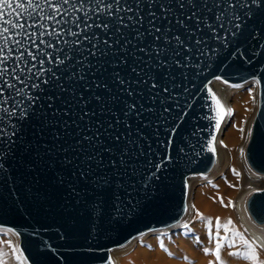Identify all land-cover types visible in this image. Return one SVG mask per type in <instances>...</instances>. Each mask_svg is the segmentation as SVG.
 I'll use <instances>...</instances> for the list:
<instances>
[{
    "label": "water",
    "instance_id": "obj_1",
    "mask_svg": "<svg viewBox=\"0 0 264 264\" xmlns=\"http://www.w3.org/2000/svg\"><path fill=\"white\" fill-rule=\"evenodd\" d=\"M251 13L242 16L237 35L222 33L226 44L209 39V51L193 58L201 65V74H195L199 69L189 68L187 81L175 69L171 55L157 57L148 47L153 43L157 48L165 47L163 39L148 37L138 42L131 25L123 37L101 33L103 39L111 37L109 43L115 53L90 58L92 71L86 73V83L62 78L65 91L48 90L51 109L41 99L32 110L36 115L29 114L19 122L4 119L0 127V227L19 234L18 245L28 264H108L109 250L137 235L178 222L185 208L186 178L206 174L214 160L206 150L207 140L216 132L213 122L205 119L211 115L205 85L210 87L216 76L230 84L260 80L244 158L252 171L264 174V6H253ZM157 26L164 28V24ZM140 30L147 36L146 24ZM122 47L125 52L120 51ZM142 47L150 54L139 52ZM167 49L174 54L172 45ZM176 59L184 65L182 56ZM161 62L171 66L170 75V68L160 67ZM116 73L124 85L115 79ZM149 76L154 79L149 81ZM152 83L159 85L158 97L151 91ZM185 87L187 95L183 94ZM34 93L44 95L39 89ZM170 95L178 99L183 95L180 108L174 106L176 101L168 102ZM153 97H157L155 102ZM161 99L166 103L162 105ZM129 104L135 106V112L125 117ZM164 108L170 111L168 119L156 129L154 123L161 119ZM85 113L88 117L82 120ZM13 123L15 135L10 134ZM85 136L93 137L94 144L85 141ZM122 149L128 152L125 168L119 164ZM111 161L123 174L119 180L113 175ZM157 164L161 165L159 170ZM102 176H110L111 183L98 188L96 179ZM120 203L124 210L116 213L114 206ZM245 208L255 223H264V187L247 197Z\"/></svg>",
    "mask_w": 264,
    "mask_h": 264
},
{
    "label": "snow or ice",
    "instance_id": "obj_2",
    "mask_svg": "<svg viewBox=\"0 0 264 264\" xmlns=\"http://www.w3.org/2000/svg\"><path fill=\"white\" fill-rule=\"evenodd\" d=\"M253 6L257 8L264 6V0H0V127L3 126L5 118H16L19 122L27 119L29 114L36 115L32 110L38 100H46L49 109H51L52 97L48 95V90L57 88L61 92L65 91L61 83L62 78L67 82L86 83V73L92 71L90 58L107 56L109 51L115 53L113 45L109 43L111 37L103 39L101 33L105 36L113 33L123 37L129 32V25H131L133 26L131 31L138 42H143L148 37H151L153 41L163 39L165 47L157 48L154 43L148 47L157 57L161 54L171 55L175 69L187 81L189 79L187 69L195 67L200 70L195 74H201V65L196 64L193 58L199 59L209 51L207 47L209 39L222 40L226 44L227 39L222 36V33L230 32L232 36L237 35L238 30L242 28V16L251 15ZM145 8H147L146 12ZM238 9L243 11H237ZM145 17L148 18L147 21ZM145 24L147 36L144 31L140 30ZM160 24H164L163 30L157 26ZM181 30L183 35L175 34ZM116 43H119V40H116ZM127 43H131V41H127ZM168 45H172L175 50L174 54H171V50L167 49ZM120 51L125 52V48L122 47ZM138 51L145 55L150 54L143 47ZM185 53L186 55H184ZM131 55L134 59L136 58L135 52ZM178 56L183 57L184 65H181L176 59ZM121 63H125V61L121 60ZM166 66L170 68V75L171 66L165 65L163 62L160 63V67ZM135 71L133 69V72ZM136 74L140 75V73ZM115 79L120 84H125V81L120 79L119 73L115 74ZM153 79L152 76L148 77L149 81ZM215 79L229 88L241 87V85L228 83L220 76H216ZM255 83L259 85L260 80L257 79ZM42 85L46 86V89H42ZM96 86L101 87V85ZM179 86V84L176 85V87ZM103 87L107 88L106 85ZM150 88L151 91L157 92L158 97L159 85L152 83ZM37 89L43 91L44 95L35 94L34 90ZM205 89L211 106V115L205 116V119L213 122L214 131L218 133L225 120L234 114V110L207 84ZM164 91L168 92V89L165 88ZM187 93L188 87H185L183 94L187 95ZM249 94L251 95V90H249ZM128 95L131 96L132 93L129 92ZM157 97H153V102ZM182 98L183 95L180 99L176 95H170L168 102L176 101L174 106L180 108ZM96 99L99 102L100 98L96 97ZM160 103L163 105L166 102L161 99ZM126 107L125 117L129 112H135L134 105L129 104ZM147 111L155 115L152 109ZM169 112L168 108H164V111L160 113L161 119L154 123L156 129L159 128L161 122L167 121L166 114ZM86 117H88V113H85L81 119ZM241 123L247 122L242 121ZM125 127H128L126 122ZM15 129L16 124L13 123L11 135H15ZM238 130L243 139L245 128L239 127ZM251 134L250 130L246 133L247 136H251ZM95 135L98 139L99 134L95 133ZM83 139L90 145L94 144L93 137L85 136ZM100 143L102 144L103 141ZM171 143L169 140V147H171ZM216 143L215 134L206 142V150L213 156H216ZM219 143L222 147H227L223 141H219ZM105 151L112 152L111 149H105ZM121 151L119 164L125 168L128 152L126 149ZM179 151L183 152L184 149L180 148ZM139 155H143V152H140ZM240 155L244 156L243 148L240 149ZM131 159L137 158L132 157ZM166 159H170V157L166 156ZM65 162L71 163L67 158H65ZM95 162L99 165L100 159L97 158ZM110 163L114 170L113 175L118 180L121 179L123 174L116 170V162L111 161ZM2 167L3 165H0V168ZM160 167L161 165H156L157 170ZM231 171L239 179L241 173L235 168ZM131 174L134 175L135 171L133 170ZM81 175L83 176V174ZM111 179L110 176L99 177L96 179V186L104 188L111 183ZM120 187L123 185L121 184ZM229 187H235V185L229 184ZM219 199L222 206H232L231 200L225 204L223 197H219ZM134 206V204L130 205L129 210ZM99 207L100 205L97 204V210ZM114 207L116 213H122L124 210L123 203ZM184 211L187 212L188 208L185 207ZM196 215L202 221L205 220L199 211L196 212ZM102 225L103 218L101 216L99 226L102 227ZM206 225L208 240L213 243L214 248H204L203 251L204 255H211L215 258V264H223L221 251L224 248L237 249L228 252L231 257L240 258L249 264H264L258 251V249H264V245L258 244L254 239L250 240L243 232L237 230L231 218L223 224L219 217L216 218L215 223L211 218H207ZM183 227L189 229V224L185 223ZM7 232L14 237L18 238L19 236L12 229H7ZM196 240L198 243L200 242L199 237H196ZM6 243L17 264H28L18 244H13L10 240ZM160 247L164 251H168L164 248L163 241H161ZM7 255L8 253L0 251V264H7L4 260ZM168 255L171 256L172 253L168 252ZM108 264H112V261L109 260ZM209 264H214V262L209 261Z\"/></svg>",
    "mask_w": 264,
    "mask_h": 264
},
{
    "label": "bare ground",
    "instance_id": "obj_3",
    "mask_svg": "<svg viewBox=\"0 0 264 264\" xmlns=\"http://www.w3.org/2000/svg\"><path fill=\"white\" fill-rule=\"evenodd\" d=\"M214 81L210 82V87L222 97L228 106L233 108L234 114L227 118L220 131L215 133L216 156H214L210 170L206 173H209L207 180L193 179L191 175L186 178L185 205L187 202L189 214L181 222L179 221L182 218L169 227L147 231L135 236L123 246L109 250L108 257L112 264H209V261L215 264V258L211 255H204L203 251L204 248H214L213 243L208 240L207 218H211L215 223L216 218L219 217L222 224L231 218L237 230L243 232L250 240L254 239L258 244L264 245L262 234L264 223H255L245 208L247 197L254 192V181L264 185V178H260L264 177V174L252 171L246 164L245 158L246 165L242 162L240 155V149L246 143L248 137L246 133L257 107V87L254 84L249 89L251 90L250 95L249 90L243 92L239 89H229ZM252 81L248 80L240 84H249ZM251 96L254 97L253 100ZM242 121L247 123H241ZM239 127L245 128L243 139L238 130ZM219 141H223L227 147H222ZM233 168L241 173L239 179L233 175L231 171ZM229 184L235 187H229ZM219 197H223L225 204L231 200L232 206H222ZM197 211L205 217L204 221L196 215ZM185 223L189 224V229L183 227ZM196 237L200 238L199 243ZM9 240L13 244H18L17 237L9 233L0 234V251L8 253L4 257L7 264H17L11 249L7 247L6 242ZM161 241H163L164 248L168 250L167 252L160 247ZM149 245L151 247H148ZM236 250L222 249L223 264H249L247 261L228 255L229 251ZM258 251L261 260H264V249H258ZM168 252L172 255L169 256Z\"/></svg>",
    "mask_w": 264,
    "mask_h": 264
},
{
    "label": "rangeland",
    "instance_id": "obj_4",
    "mask_svg": "<svg viewBox=\"0 0 264 264\" xmlns=\"http://www.w3.org/2000/svg\"><path fill=\"white\" fill-rule=\"evenodd\" d=\"M214 82H216V83H218L219 85H221V86H223V87H226V88H229V87H227L225 84H223V83H221L220 81H217L216 79H215V81ZM254 84H256L255 83V80H253L251 83H249V84H237V85H241V87H238V88H229V89H234V90H237V89H239V90H241V91H247V90H249L250 88H252L253 86H254ZM256 87H257V84H256ZM213 89V88H212ZM214 91V90H213ZM251 98H252V100H253V96H251ZM251 122H252V120L250 121V124H249V130H250V126H251ZM248 130V131H249ZM249 137V136H248ZM248 137H247V140H248ZM247 140H246V143H247ZM246 143H245V145H244V147H243V149H245V146H246ZM241 158H242V162L245 164V162H244V156H241ZM246 165V164H245ZM253 176V175H252ZM264 176V175H263ZM204 177H209V173L208 174H195V175H191V178H193V179H204ZM255 177V176H254ZM260 178H264V177H260ZM204 180H207V179H204ZM255 180V179H254ZM264 187V185H262V184H260L259 182H257L256 180L254 181V183H253V191H257V190H260V189H262ZM185 207H187L188 208V205H187V202H186V205H185ZM185 213V214H184ZM184 213H183V217H181L180 219V221L179 222H181L182 220H183V218L185 217V216H187V214H189L188 213V211L187 212H185L184 211ZM8 234V232H7V229L6 228H0V234ZM161 232V231H160ZM10 234V233H9ZM262 234L264 235V230L262 231Z\"/></svg>",
    "mask_w": 264,
    "mask_h": 264
}]
</instances>
